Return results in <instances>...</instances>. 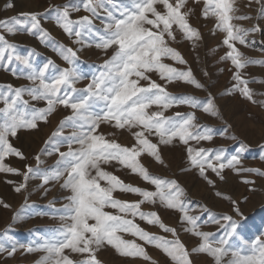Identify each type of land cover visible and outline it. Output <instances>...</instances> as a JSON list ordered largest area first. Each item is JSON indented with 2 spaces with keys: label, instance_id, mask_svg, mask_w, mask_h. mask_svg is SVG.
Listing matches in <instances>:
<instances>
[{
  "label": "snow or ice",
  "instance_id": "obj_1",
  "mask_svg": "<svg viewBox=\"0 0 264 264\" xmlns=\"http://www.w3.org/2000/svg\"><path fill=\"white\" fill-rule=\"evenodd\" d=\"M234 2L205 0L203 9V16L216 17V28L226 33L223 44L229 51L221 59L230 60L236 69L233 75L236 83L222 95L239 92L249 102L264 105V100L255 98L257 94L249 87L250 81L241 74L246 65L264 64V60L249 59L236 47V42L247 45L249 32L261 29L258 25L249 29L233 24L235 19L251 18L236 16ZM186 6L187 0H128L127 4L123 0L119 3L117 0H83L82 9L87 14L75 19L72 14L82 9L72 3L50 6L44 13L20 12L0 19V68L14 63L22 65V68L12 69V75L26 71L24 78L30 82L19 87L0 85V103L3 104L0 107V173L22 178L18 183L5 181L15 185L16 193L27 190L32 178L40 179V187L45 195L49 191L45 186L50 183H59L60 188L69 193L64 197L67 203L60 209L54 208V201L49 202L55 212L62 213L58 217L61 221L59 226L41 235L38 242L17 244L13 241L7 247L0 244V253L14 257L18 251L42 252L36 264H104L99 253L110 247L121 257L141 258L150 264H158L145 247L149 245L160 250L169 264H194L193 256L200 254L212 258V264H264V235L257 236L251 242L242 238L250 218L243 216L235 199L221 190L214 193L216 197L232 203L234 211L240 216L239 220L231 214L214 213L207 206H203L201 215H191V201L185 199L186 190L182 185L176 179L151 172L141 160L142 156L148 155L159 165L168 167L162 149L182 144L188 166L181 171L195 169L199 177L213 188H216V181L209 177V170L221 182H226V169L237 174L256 173L264 177V170L242 166L243 154L248 148L243 141L236 154L231 156L225 155L226 149L223 147H193L190 141L197 144L211 141L213 129L196 124L195 111L165 115L170 108L187 105L193 109L202 108L204 113L223 119L211 92L201 99L167 90V85L174 82L206 90L205 84L196 78L181 51L172 46L177 42L178 34L181 40L190 41L193 49L202 40L199 29L192 26L189 20L193 10H185ZM12 7V3L5 5L6 9ZM46 15L54 18L55 24L80 48L56 41L42 26L41 20ZM260 17L264 18V6L260 10ZM97 20L100 21L99 26ZM21 31L52 47L68 67L61 69L51 59L42 66L35 65L33 57L38 54L36 50L33 48L27 54H21L18 45L10 42L4 34L16 35ZM84 47H95L107 58L86 86L78 88L77 82L87 78L77 64L78 53ZM109 50L111 55H108ZM165 60L174 63H166ZM175 64L185 67L178 68ZM50 69L55 72L50 74ZM151 73H156L165 84L152 79ZM141 81L146 83L142 84ZM25 95L31 101L44 102V106L36 107L30 100L24 99ZM59 108L70 110V114L59 121L35 153V166L27 163V155L14 145L13 140L19 138L22 130L40 131L41 123H49L50 117ZM101 125H108L117 131H128L135 142L128 146L117 139H109V136L116 135V131L106 135L99 131ZM227 127L231 128V125ZM66 128L73 131L65 135ZM151 137H156V142ZM231 139L236 140L237 137L233 135ZM64 143H67V151L60 150ZM261 148L264 150V145ZM54 153L58 154L55 164L43 167L45 161L41 157ZM9 157L18 158L23 162V168L6 163ZM260 159L264 160V155ZM111 164L130 170L154 186V190L126 183L106 170L104 165ZM243 182L255 183L247 178ZM118 191L136 194L140 199H119L114 195ZM145 204L178 210L181 223L187 225L183 230L199 238V243L189 249L180 239L177 229L165 224L159 212L142 209ZM26 205L27 199L22 207ZM0 206L6 209L11 207L2 198ZM203 213L209 215L202 221ZM137 218L149 225L159 226L165 233H171L173 238L147 231L136 222ZM13 219L20 221L22 213L17 212ZM202 224L216 225L217 231H203ZM125 235L134 238L126 239ZM138 240L143 243H138Z\"/></svg>",
  "mask_w": 264,
  "mask_h": 264
},
{
  "label": "rangeland",
  "instance_id": "obj_2",
  "mask_svg": "<svg viewBox=\"0 0 264 264\" xmlns=\"http://www.w3.org/2000/svg\"><path fill=\"white\" fill-rule=\"evenodd\" d=\"M119 2L120 0H117V3ZM7 3L14 4V7L6 9L5 5ZM68 3H72L82 9L83 0H0V19L10 18L20 12L36 11L44 13L45 9H48L50 6H62ZM123 3L127 4L128 0H123ZM204 6L205 0H187L185 9L193 10V14L189 17V20L192 26L198 28L201 33L202 40L198 42V46L193 49L191 42L181 40L179 34L177 42L173 43L172 46L181 51L193 69L196 78L205 84L206 90L196 89L194 86L182 82L168 84L167 90L173 94H190L201 99L206 98L208 92H211L216 98L215 103L219 107L223 119L204 113L202 108L193 109L187 105L170 108L165 112V115L174 116L177 112L187 114L195 111L197 117L195 123L207 125L212 128L213 139L211 141H200L198 144L195 141H190L193 147H203L206 149L223 147L226 149L225 155L231 156L236 154L239 150L240 142L243 141L248 148L243 154L242 166L264 170V160L260 159L261 155H264V150L261 148V145H264V105L249 102L239 92H233L231 95H222V93L232 89L236 83L233 79L236 69L230 60L221 59L229 51L227 46L223 44L226 33L216 28V17L210 15L205 18L203 16ZM262 6H264V0H260L259 3H257V0H235L234 2L236 16L251 18L235 19L232 23L249 29L258 25L261 29L260 31L249 32L247 37L249 43L247 45H241L239 42H236V47L239 48L244 56L252 60H264V43H261L264 41V18L260 17ZM86 14L82 9L80 12L73 13L72 16L75 19ZM41 23L56 41L73 48H80L79 45L73 44L72 40L55 24L54 18L46 15L41 20ZM96 23L98 26L100 25L99 20ZM4 34L10 42L18 45V50L21 54H27L34 48L38 53L33 57L35 65L42 66L51 59L61 69L68 67L59 54L53 51L52 47L42 44L31 34L24 31L16 35ZM78 55V67L87 78L78 81L76 86L78 88H84L91 79V76L98 73L100 65L103 64L104 59L107 57L95 47H84L79 51ZM108 55H111V50H109ZM165 62L170 64L174 63L171 60H165ZM175 66L178 68L185 67L179 64H175ZM22 67V65L14 63L11 66L5 65L0 68V85L11 84L15 87L28 85L30 82L24 78L27 74L26 71L22 73L18 72L17 76L12 75V69ZM52 72H55V70L50 69V74ZM205 72L207 75H205ZM241 74L245 79L250 81L249 87L257 94L255 98L258 101L264 100V95H261V93H264V64H248L241 70ZM150 75L158 83L165 84V81L160 80L156 73H151ZM141 83L144 84L146 82L141 81ZM24 99L30 100V97L25 95ZM30 103L35 104L38 108L44 106V102L42 101L36 102L30 100ZM2 106L3 104L0 103V107ZM153 110L156 109L153 108ZM69 114L70 110L59 108L50 117L49 123H41L40 131L22 130L19 133V138L13 140V143L25 152L28 157L27 163L35 166L36 162L33 158L35 153L43 146L45 139L57 127L59 121ZM227 125H231V128H228ZM64 131L65 135H68L73 129L66 128ZM99 131L105 132L106 135L116 131L115 136H109L108 138L117 139L123 145L131 146L133 144L131 142H135L128 131L110 129L108 125H101ZM233 135L237 137L236 140L231 139ZM151 139L153 142H156V137H151ZM73 146L76 147V145ZM60 150L67 151V143L62 144ZM162 151L168 167L159 165L148 155L142 156L145 161L142 157L141 160L151 172L170 179H176L182 185L186 190L185 199L191 201V215H201L203 206H207L214 213L231 214L239 220L240 216L234 211L232 203L229 200L215 196V191L221 190L238 202L239 210L244 217L250 218L248 220V227L242 233V238L251 242L257 236L264 235V177L256 173L237 174L233 170L226 169L224 172L226 182H221L209 170V177L216 181V188H213L199 177L195 169L187 172L181 171V169L188 166L185 146L177 144L176 146L165 147ZM41 158L45 161L43 167L47 168L55 164L58 159V154L54 153L52 156H42ZM6 163L14 167L23 168V162L16 157H9ZM104 167L107 171L114 173L126 183L154 190V186L147 184L139 176L132 174L130 170L122 168L118 164L104 165ZM246 178L254 180L255 183H244L243 180ZM21 179V177L12 174L0 173V198L11 205L7 209L0 206V244H4L5 247L9 246L13 241L17 242V244H27L33 241L38 242L41 235L48 234L52 229L59 226L61 221L58 217L62 213L55 212L49 206V202L54 201V208L60 209L62 205L67 203L64 197L69 195L66 190L60 188L59 183H50L45 186L49 189L47 195H45L44 189L40 187L41 181L38 178H32L28 182L27 190L21 193L14 191V184L5 182L6 180H12L18 183ZM101 183L103 184L104 182L102 181ZM250 188L255 190L250 191ZM114 195L119 199L124 198L123 200L129 201L140 199L136 194L122 193L119 191L114 193ZM120 196L123 197L121 198ZM245 198L247 199L245 200ZM26 199L27 205L22 207L25 205ZM142 209L144 211L159 212L165 224L177 229L180 239L189 249L199 243V238L183 230L187 225L181 223V213L178 210H168L159 205L151 204L143 205ZM107 210L114 211L112 209ZM17 212L22 213V219L20 221L13 219ZM37 213H40V215H37ZM208 215V213H203L201 220L207 219ZM136 222L149 232L165 236L169 239L173 238L171 233H165L159 226L149 225L139 220V218L136 219ZM217 227L213 224H202L201 230L216 232ZM5 232H7V236H5ZM220 234L217 233V235ZM125 238L133 239L134 237L125 235ZM137 242L143 243L139 240ZM236 243L239 244V240ZM145 247L158 264H169V261L160 250L154 246L145 245ZM42 255V252L23 253L18 251L14 257H8L6 253H0V264H36ZM99 258L104 264H150V262L141 258L121 257L110 247L101 250ZM193 260L194 264H212V258L205 254L194 255Z\"/></svg>",
  "mask_w": 264,
  "mask_h": 264
},
{
  "label": "bare ground",
  "instance_id": "obj_3",
  "mask_svg": "<svg viewBox=\"0 0 264 264\" xmlns=\"http://www.w3.org/2000/svg\"><path fill=\"white\" fill-rule=\"evenodd\" d=\"M110 129H112L111 127H110ZM115 130V129H114ZM101 132V131H100ZM103 133H105V132H103ZM130 142V141H129ZM131 143H134V142H131ZM142 159L144 160V158L142 157ZM145 161V160H144ZM36 162V161H35ZM143 163V162H142ZM121 197V196H120ZM123 197V196H122ZM121 197V198H122ZM127 198V197H126ZM124 199V198H123ZM129 199V198H128Z\"/></svg>",
  "mask_w": 264,
  "mask_h": 264
}]
</instances>
